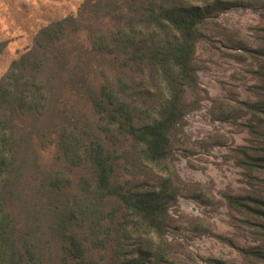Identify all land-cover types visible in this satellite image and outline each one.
I'll use <instances>...</instances> for the list:
<instances>
[{
    "label": "trees",
    "instance_id": "1",
    "mask_svg": "<svg viewBox=\"0 0 264 264\" xmlns=\"http://www.w3.org/2000/svg\"><path fill=\"white\" fill-rule=\"evenodd\" d=\"M204 2L84 0L76 15L44 26L33 46L11 62L0 79V264L166 260L169 210L177 201L178 187L165 175L152 190L115 180V155L106 149L102 132L113 131L115 137L130 141L138 155L162 174L170 173L166 166L170 134L187 112L186 88L198 82L193 63L198 25L227 8L220 0ZM81 31L86 39L70 45V33ZM125 68H136L144 76L146 72L153 84L146 82L142 95L128 92L121 77ZM260 68L257 99L237 101L251 135V143L238 148V163L249 179L264 182L254 175L264 176V67ZM97 73L102 76L95 84L92 76ZM58 80L89 104L101 124L99 130L89 116L68 107L62 95L56 97L52 122L61 148L66 155L79 157V164L84 158L94 170V178L81 176L76 189L43 163L34 142L36 122L55 97ZM152 85L155 94L150 93ZM27 171L35 178L29 187L24 185ZM251 190L225 193L224 198L254 229L256 240L264 241V197ZM111 200L115 205L108 209ZM82 223L87 226L83 235L78 231ZM132 226H141L156 245L149 250L141 241L129 243ZM220 238L247 262L264 264L263 244L243 246ZM89 251L104 254L93 259Z\"/></svg>",
    "mask_w": 264,
    "mask_h": 264
},
{
    "label": "rangeland",
    "instance_id": "2",
    "mask_svg": "<svg viewBox=\"0 0 264 264\" xmlns=\"http://www.w3.org/2000/svg\"><path fill=\"white\" fill-rule=\"evenodd\" d=\"M83 1L0 0V79L11 62L33 46L36 34L44 26L76 15ZM213 1L205 0L204 4ZM220 1L227 8L198 25L200 37L193 60L198 82L186 88L187 112L170 134V152L166 160L170 173L162 174L148 163L135 152L130 141L115 137L113 131L102 132L106 149L111 156L115 155V180L152 190L165 175L178 187L177 201L169 210L168 256L160 264H212L209 258L226 264H253L220 236L233 239L238 245H264V241L256 240L259 236L253 233L254 229L243 222V217L234 212L224 198L225 193L239 194L251 189L258 190L264 197V182L249 179L245 168L238 163V148L249 145L251 135L243 126L247 115L237 103L257 99L255 87L260 84L257 71L264 67V0ZM202 4L198 2L199 6ZM70 34V45L86 39L84 31ZM124 70L126 73L121 77L129 85L128 92L142 95L148 88L146 82L153 84L146 72L144 76L136 68ZM101 76L100 73L92 76L95 84ZM55 83L60 86L36 122L34 142L43 163L59 176L63 175L76 189L81 176L94 178V170L84 158L79 164V157L66 155L61 148L57 128L52 122L51 108L56 97L62 95L68 107L89 116L99 130L101 124L84 99L70 93L61 81ZM152 87L150 93H157ZM254 175L264 178L259 173ZM34 179L27 171L24 185L29 187ZM114 205L111 200L107 208H114ZM78 231L80 234L86 232L87 226L82 223ZM129 237V243L141 241L149 250L156 245L141 226H132ZM103 254L88 252L93 259Z\"/></svg>",
    "mask_w": 264,
    "mask_h": 264
}]
</instances>
